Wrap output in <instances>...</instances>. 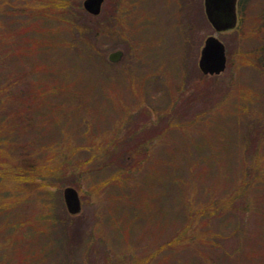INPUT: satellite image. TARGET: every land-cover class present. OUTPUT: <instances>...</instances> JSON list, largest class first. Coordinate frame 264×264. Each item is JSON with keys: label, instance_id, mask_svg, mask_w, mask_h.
I'll use <instances>...</instances> for the list:
<instances>
[{"label": "rangeland", "instance_id": "obj_1", "mask_svg": "<svg viewBox=\"0 0 264 264\" xmlns=\"http://www.w3.org/2000/svg\"><path fill=\"white\" fill-rule=\"evenodd\" d=\"M239 17L218 32L205 0H0V112L18 124L1 177L25 222L0 264H264V0ZM210 35L218 75L199 67ZM30 163L48 190L17 179Z\"/></svg>", "mask_w": 264, "mask_h": 264}, {"label": "water", "instance_id": "obj_2", "mask_svg": "<svg viewBox=\"0 0 264 264\" xmlns=\"http://www.w3.org/2000/svg\"><path fill=\"white\" fill-rule=\"evenodd\" d=\"M104 0H84L86 10L93 14L101 12ZM205 10L209 21L218 31H226L236 27L238 23L237 0H205ZM123 51L118 49L110 52L109 59L119 61ZM201 70L208 74H219L227 66L225 43L217 36L210 35L205 39L199 60ZM64 198L70 213L77 214L82 209L80 195L76 188L67 186Z\"/></svg>", "mask_w": 264, "mask_h": 264}, {"label": "trees", "instance_id": "obj_3", "mask_svg": "<svg viewBox=\"0 0 264 264\" xmlns=\"http://www.w3.org/2000/svg\"><path fill=\"white\" fill-rule=\"evenodd\" d=\"M243 1H240V10L243 12ZM10 41V40H9ZM5 88H0V92L5 91ZM0 109H3L5 105L2 103L4 100L0 98ZM12 119L6 116L3 112H0V234L11 233L13 226L20 230L25 222H21L18 218L13 222V206H17L21 199L20 194H17L13 199V184H8V181L2 180L1 176H5L4 173L13 174V147L14 141L13 137H10L13 130L18 128V124H15L14 114H11ZM31 164V165H30ZM23 164L19 165L18 168L22 169V175H17V179L26 184L28 190H37L39 188H44L48 190V186L38 180L41 173L45 170L41 169L39 165L36 164ZM9 165L10 167H6ZM13 181V178H12ZM116 181V180H115ZM122 182L118 181L116 185H121ZM12 192V194H11ZM48 192V191H47ZM11 194V195H10ZM14 201V202H13ZM44 205L48 206L47 203ZM51 217V216H49ZM54 218L53 216L51 217ZM55 219V218H54ZM10 235V234H9ZM165 249V246H162ZM31 264H36L33 260Z\"/></svg>", "mask_w": 264, "mask_h": 264}]
</instances>
